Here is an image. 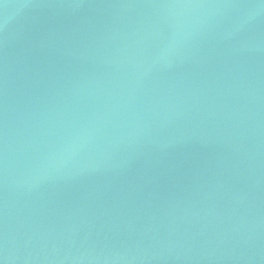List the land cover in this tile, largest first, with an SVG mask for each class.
<instances>
[{"label":"water","instance_id":"95a60500","mask_svg":"<svg viewBox=\"0 0 264 264\" xmlns=\"http://www.w3.org/2000/svg\"><path fill=\"white\" fill-rule=\"evenodd\" d=\"M3 264H264V0H0Z\"/></svg>","mask_w":264,"mask_h":264},{"label":"snow or ice","instance_id":"6c2138e0","mask_svg":"<svg viewBox=\"0 0 264 264\" xmlns=\"http://www.w3.org/2000/svg\"><path fill=\"white\" fill-rule=\"evenodd\" d=\"M0 264H3V262H2V261H0Z\"/></svg>","mask_w":264,"mask_h":264}]
</instances>
